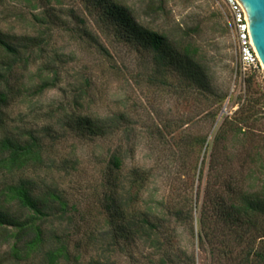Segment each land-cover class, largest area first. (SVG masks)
<instances>
[{"label":"trees","instance_id":"trees-1","mask_svg":"<svg viewBox=\"0 0 264 264\" xmlns=\"http://www.w3.org/2000/svg\"><path fill=\"white\" fill-rule=\"evenodd\" d=\"M11 1L30 9L32 32L0 29V237L11 242L10 254L20 264H112L114 253L122 254L139 241L152 257L150 264H198L197 253L205 257L202 264H264V133L251 126L264 119L257 111L264 95L245 96L237 110L220 121L229 97L214 88L193 35L148 27L121 0H80L96 32L83 19L76 33L96 52L101 72L121 74L101 38L126 46L142 61L141 78L149 86L203 97L209 123L203 135L187 133L183 122L157 129L159 135L170 136L179 162L175 173L185 185L178 197H159L151 189L152 168L126 169L133 146L102 148L111 135L124 131L125 115L83 111L86 91L81 87L73 105L61 106L57 116L62 134L100 150L90 188L94 200L80 210L53 176L55 164L57 171H67L69 165L65 158L54 157L57 137L51 128L14 133L6 126V109L23 94L16 69L43 60L36 70L38 83L27 89L36 95L55 86L54 61L62 62L58 54L46 57L47 27L55 25L49 9L44 10L49 0ZM4 2L0 0V6ZM254 78L246 77L248 90ZM206 163L199 203L195 183L201 181ZM9 204L16 205L19 214L9 210ZM181 225L187 227L191 250L180 245ZM109 250L112 254L105 255Z\"/></svg>","mask_w":264,"mask_h":264},{"label":"rangeland","instance_id":"rangeland-1","mask_svg":"<svg viewBox=\"0 0 264 264\" xmlns=\"http://www.w3.org/2000/svg\"><path fill=\"white\" fill-rule=\"evenodd\" d=\"M121 1L132 10L139 22L148 27L173 34L186 31L193 35L203 51L214 88L227 93L229 97L221 107L223 112L220 121L224 116L235 112L245 96L264 95V67L261 65L254 72H244L241 69L230 15L222 0ZM49 3L44 5V10L49 9L55 25L47 27L50 40L46 47V57L53 59L54 54H58L62 59V62L54 61L58 71L57 83L41 94L32 95V91L27 89L33 83H38L36 70L43 60L36 59L28 69H16L20 84H23V94L6 109L7 128L14 133L36 129L42 125L51 128V132L57 137L55 149L58 152L54 157L65 158L69 165L67 171H57L55 164L52 167L53 176L69 198L79 203V209H85V205L94 200L90 188L94 183L95 156L100 150L93 143H81L62 134L57 122L59 108L73 105L74 95L83 87L86 91L81 100L83 111L101 116L125 115L122 127L124 131L111 135L102 144L104 151L118 145H122L124 150L133 146V154L125 161L126 169L131 166L152 168L154 180L151 189L159 197L170 193L178 197L185 185L181 182L183 177L179 178L175 173L179 163L177 155L171 149L170 136L159 135L157 129L183 122L187 123L183 126L187 133H207L209 123L204 115L206 100L203 97L193 99L187 94H176L149 86L141 78L143 68L140 58L126 46L102 38L101 41L108 48L121 74L115 76L106 71L101 72L96 52L89 44L80 40L76 33L78 27L83 26L80 22L83 19L87 28L94 30L81 1L49 0ZM216 8L220 11L217 12ZM30 12L24 3L5 0L0 6V29L16 34L31 33ZM191 29H196V33ZM46 57L44 61H47ZM250 74H254L255 78L254 85L248 90L245 79ZM261 102L257 111L264 115L263 99ZM251 126L264 133V119L253 122ZM214 129L212 128V133ZM208 155L207 153V159ZM206 167L207 163L203 166L201 181L195 183L199 203L205 185ZM8 208L19 214L16 205L9 204ZM177 230L180 245L191 250L187 227L181 225ZM10 246L11 242L0 237V264H20L10 254ZM112 252L113 250H109L105 255ZM92 253L95 254V250ZM148 253L137 241L122 254L114 253L111 263L150 264L148 261L152 257H148ZM196 260L198 264H202L205 257L202 253H197Z\"/></svg>","mask_w":264,"mask_h":264},{"label":"built area","instance_id":"built-area-1","mask_svg":"<svg viewBox=\"0 0 264 264\" xmlns=\"http://www.w3.org/2000/svg\"><path fill=\"white\" fill-rule=\"evenodd\" d=\"M228 9L230 23L238 46L239 65L244 72L258 71L261 67L252 45L245 11L238 0H222Z\"/></svg>","mask_w":264,"mask_h":264},{"label":"water","instance_id":"water-1","mask_svg":"<svg viewBox=\"0 0 264 264\" xmlns=\"http://www.w3.org/2000/svg\"><path fill=\"white\" fill-rule=\"evenodd\" d=\"M238 1L245 11L252 45L264 64V0Z\"/></svg>","mask_w":264,"mask_h":264},{"label":"bare ground","instance_id":"bare-ground-1","mask_svg":"<svg viewBox=\"0 0 264 264\" xmlns=\"http://www.w3.org/2000/svg\"><path fill=\"white\" fill-rule=\"evenodd\" d=\"M259 59V58H258ZM260 63H261V65H262V67H264V64L262 63V61L260 60Z\"/></svg>","mask_w":264,"mask_h":264}]
</instances>
